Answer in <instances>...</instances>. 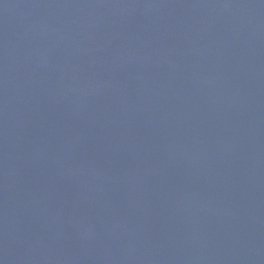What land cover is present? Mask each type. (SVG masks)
<instances>
[{"label": "water", "instance_id": "1", "mask_svg": "<svg viewBox=\"0 0 264 264\" xmlns=\"http://www.w3.org/2000/svg\"><path fill=\"white\" fill-rule=\"evenodd\" d=\"M0 264H264V0H0Z\"/></svg>", "mask_w": 264, "mask_h": 264}]
</instances>
